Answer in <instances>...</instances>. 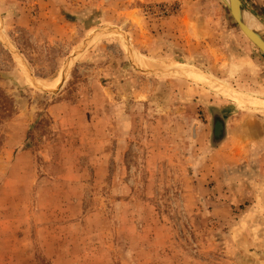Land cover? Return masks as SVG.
<instances>
[{
  "label": "rangeland",
  "instance_id": "1",
  "mask_svg": "<svg viewBox=\"0 0 264 264\" xmlns=\"http://www.w3.org/2000/svg\"><path fill=\"white\" fill-rule=\"evenodd\" d=\"M224 91L264 101V54L220 0H0V264H264Z\"/></svg>",
  "mask_w": 264,
  "mask_h": 264
},
{
  "label": "crops",
  "instance_id": "2",
  "mask_svg": "<svg viewBox=\"0 0 264 264\" xmlns=\"http://www.w3.org/2000/svg\"><path fill=\"white\" fill-rule=\"evenodd\" d=\"M240 1L242 2L243 0ZM251 12L259 18L254 11L251 10ZM261 22L264 23L263 20H261ZM238 107L239 106H232L227 102L215 107L220 110L217 114L223 116V127H221L222 132L218 138H212L211 124H207V127L204 128L208 130L209 138L207 142L211 147V151L216 152L217 157H237L239 160H241L242 157H264V118L262 121V119H259L261 116L256 115L261 114V111H259L260 109L246 105L243 106V108L248 111H246V113H244V111L239 113ZM233 112L236 113L234 114ZM234 115H236V117ZM258 170H260L258 171L260 172L258 173L260 180L256 187L261 193L253 189L256 184L252 183V188H250L252 197L253 195L256 197L257 194L264 196V171H261V169ZM261 195L257 196L261 198L263 197ZM252 197L251 193L246 192L244 200L249 202L252 200Z\"/></svg>",
  "mask_w": 264,
  "mask_h": 264
},
{
  "label": "water",
  "instance_id": "3",
  "mask_svg": "<svg viewBox=\"0 0 264 264\" xmlns=\"http://www.w3.org/2000/svg\"><path fill=\"white\" fill-rule=\"evenodd\" d=\"M220 1L225 5L244 37L264 54V24L240 0Z\"/></svg>",
  "mask_w": 264,
  "mask_h": 264
},
{
  "label": "bare ground",
  "instance_id": "4",
  "mask_svg": "<svg viewBox=\"0 0 264 264\" xmlns=\"http://www.w3.org/2000/svg\"><path fill=\"white\" fill-rule=\"evenodd\" d=\"M263 23V22H262ZM264 24V23H263ZM253 34V32H251ZM142 68L146 69V68H149V66L151 67H155L151 62H145V61H140L139 63ZM190 73V72H189ZM58 84V79H56L55 81H53L52 83L48 84L47 87H50V88H53L55 87L56 85ZM223 95L225 97H229L230 100L232 99V101L236 104H238L239 106H246V105H249V106H252V107H256V108H259V107H263L264 108V101H261L259 99H254V98H248V97H242V96H235V95H232V94H227V93H224L223 92ZM259 109H262V108H259Z\"/></svg>",
  "mask_w": 264,
  "mask_h": 264
},
{
  "label": "trees",
  "instance_id": "5",
  "mask_svg": "<svg viewBox=\"0 0 264 264\" xmlns=\"http://www.w3.org/2000/svg\"><path fill=\"white\" fill-rule=\"evenodd\" d=\"M211 115H212V122H211V136L212 138H218L220 136V133L222 132L221 127H223V116H220L217 114L220 110L217 108L209 109Z\"/></svg>",
  "mask_w": 264,
  "mask_h": 264
}]
</instances>
